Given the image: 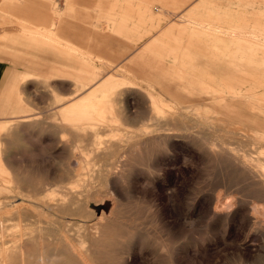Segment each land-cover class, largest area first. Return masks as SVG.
<instances>
[{"label": "rangeland", "instance_id": "374dc122", "mask_svg": "<svg viewBox=\"0 0 264 264\" xmlns=\"http://www.w3.org/2000/svg\"><path fill=\"white\" fill-rule=\"evenodd\" d=\"M0 24V264H264V0Z\"/></svg>", "mask_w": 264, "mask_h": 264}, {"label": "crops", "instance_id": "0c3cea01", "mask_svg": "<svg viewBox=\"0 0 264 264\" xmlns=\"http://www.w3.org/2000/svg\"><path fill=\"white\" fill-rule=\"evenodd\" d=\"M149 2H154V0L153 1H151V0H148ZM165 1V0H164ZM10 31V32H9ZM6 33H8V34H6ZM48 33H51V32H48ZM4 34H6L7 36H9V35H11V36H18V25H17V27H16V29L15 30H9V27H7V26H4V25H2V24H0V36H3ZM2 43V41L0 40V44ZM2 47V45H0V48ZM1 50V49H0Z\"/></svg>", "mask_w": 264, "mask_h": 264}]
</instances>
